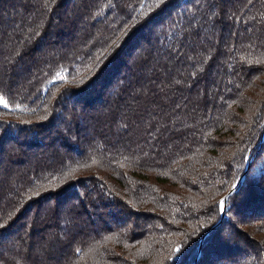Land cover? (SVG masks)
<instances>
[{"label":"trees","instance_id":"obj_1","mask_svg":"<svg viewBox=\"0 0 264 264\" xmlns=\"http://www.w3.org/2000/svg\"><path fill=\"white\" fill-rule=\"evenodd\" d=\"M0 99V264H264V0H0Z\"/></svg>","mask_w":264,"mask_h":264},{"label":"snow or ice","instance_id":"obj_2","mask_svg":"<svg viewBox=\"0 0 264 264\" xmlns=\"http://www.w3.org/2000/svg\"><path fill=\"white\" fill-rule=\"evenodd\" d=\"M2 102V101H0ZM235 187V186H234ZM223 204H224V201H221V209L223 210Z\"/></svg>","mask_w":264,"mask_h":264},{"label":"rangeland","instance_id":"obj_3","mask_svg":"<svg viewBox=\"0 0 264 264\" xmlns=\"http://www.w3.org/2000/svg\"><path fill=\"white\" fill-rule=\"evenodd\" d=\"M0 101H2V100L0 99ZM0 104H2V102H0Z\"/></svg>","mask_w":264,"mask_h":264},{"label":"water","instance_id":"obj_4","mask_svg":"<svg viewBox=\"0 0 264 264\" xmlns=\"http://www.w3.org/2000/svg\"><path fill=\"white\" fill-rule=\"evenodd\" d=\"M231 193H229L228 195H230ZM221 212H222V209H221Z\"/></svg>","mask_w":264,"mask_h":264}]
</instances>
